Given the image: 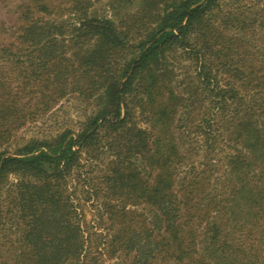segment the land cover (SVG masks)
Returning <instances> with one entry per match:
<instances>
[{"label":"trees","instance_id":"trees-1","mask_svg":"<svg viewBox=\"0 0 264 264\" xmlns=\"http://www.w3.org/2000/svg\"><path fill=\"white\" fill-rule=\"evenodd\" d=\"M16 8L0 264H264V0H140L124 21L93 0ZM69 96L96 105L76 132L16 138Z\"/></svg>","mask_w":264,"mask_h":264},{"label":"rangeland","instance_id":"rangeland-1","mask_svg":"<svg viewBox=\"0 0 264 264\" xmlns=\"http://www.w3.org/2000/svg\"><path fill=\"white\" fill-rule=\"evenodd\" d=\"M21 0H13L11 3H1L0 2V43L7 44L11 41L13 26L16 23L17 18V8ZM113 0H93L94 7L98 14H109V17L116 21H119L120 16L125 17L136 10L140 0H126L127 3H120L119 13L111 11L108 6ZM125 1V0H124ZM122 1V2H124ZM220 9H222V0H220ZM110 12V13H109ZM222 15V14H221ZM125 18L122 20L124 21ZM122 20L120 22H122ZM4 66L3 71L7 70L10 65L9 62L1 63ZM96 110L95 102L81 101L80 99L73 98V96L65 97L51 110L42 111L39 115H35L32 119L26 121L18 131H16V138L22 140L23 138L38 137L42 138L44 136H53L60 132L62 129L70 128L75 132L79 129V122H83L88 116L92 115ZM171 136L173 140L178 144V150H200L198 142V147L196 144L193 147L187 145V139L179 132L172 130ZM249 140L244 137L240 143V148L242 150H251L248 144ZM214 150H222V136L219 138L217 145ZM197 162L201 160L200 155L194 157ZM213 178H210V184ZM209 184V190L212 185ZM91 213L86 214L87 220L91 218Z\"/></svg>","mask_w":264,"mask_h":264}]
</instances>
